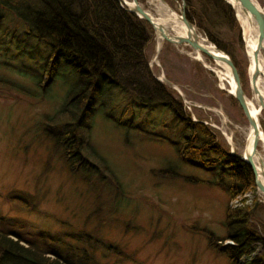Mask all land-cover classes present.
<instances>
[{
	"label": "rangeland",
	"instance_id": "rangeland-1",
	"mask_svg": "<svg viewBox=\"0 0 264 264\" xmlns=\"http://www.w3.org/2000/svg\"><path fill=\"white\" fill-rule=\"evenodd\" d=\"M117 1L131 3V0ZM163 1L178 14L179 2ZM255 1L263 9V1ZM136 2L155 14L147 0ZM205 17L214 35L232 47L243 72L241 89L245 99L253 101L246 41L235 14L238 33L226 21H216L211 11ZM194 29L205 39L202 31ZM12 30L10 25L0 27V228L29 238L39 236L50 245L61 243L65 234L85 235L81 243L86 250L94 248L93 257L99 264H229L224 253L207 248L205 237L198 232H211L218 245H230V241H219L223 235L221 222L227 206L231 209L238 206L233 207L234 200H228L214 187L185 182L181 176L201 178V175L176 166L174 153L162 138H157L160 143L141 139L140 127L168 135L160 127L152 129L143 123V116L134 124L136 129L127 128L126 139L101 116L95 115L93 119L90 144L116 174L120 191L107 180L99 182V177L94 176L91 183L97 190L92 193L69 176L57 159V150L43 133L47 128L43 118L57 110L73 76L68 77L65 72L44 91L38 88L34 80L43 84L46 77L41 67L47 56L45 49L39 46L37 51L28 52L35 42L27 41L21 29L11 39ZM152 36L145 48L151 75L158 80L162 75L174 85L181 96L174 92L190 118L210 126L228 149L240 157L249 126L228 91L219 87L217 73L225 70L205 56H202L204 64L197 61L194 51L186 45L163 42L155 56L157 40ZM260 54L264 59V54ZM154 116L149 114L148 121L153 122ZM263 117L262 112L258 118L262 132ZM260 148L257 145V150ZM162 170L168 173L176 170L179 176H170ZM249 192L252 202L246 207H264V196L255 197V188ZM24 194L35 200L34 213L12 203V198ZM238 197L242 200V196ZM262 211H256L255 217L264 226ZM115 248L128 259L117 261L120 257L113 251ZM255 252L264 255V244ZM243 261L240 258L238 263Z\"/></svg>",
	"mask_w": 264,
	"mask_h": 264
},
{
	"label": "trees",
	"instance_id": "trees-1",
	"mask_svg": "<svg viewBox=\"0 0 264 264\" xmlns=\"http://www.w3.org/2000/svg\"><path fill=\"white\" fill-rule=\"evenodd\" d=\"M176 1L184 3L186 20L229 57L241 83L243 72L232 47L218 39L205 20L211 11L216 21H226L238 33L235 12L223 0ZM3 25L12 26L11 39L21 29L27 41L35 42L28 52L44 47L47 56L41 67L46 77L43 84L34 80L38 88L44 91L65 72L73 76L57 110L43 118L47 127L43 133L57 150V159L65 171L87 191L97 190L91 183L94 176L120 191L116 174L90 144L95 115L119 129L125 139L127 128L136 129L134 124L142 116L143 123L152 129L157 126L166 130L168 135L139 128L143 141L160 143L157 138H162L173 151L176 166L201 175L181 176L185 182L214 187L228 200L254 191L251 169L229 154L218 133L201 121H191L174 90L151 75L145 48L152 41V29L120 7L117 0H0V27ZM149 114H155L153 122L148 121ZM169 171L162 173L179 176L176 170ZM12 199L16 208L36 211V202L29 195ZM252 207L225 208L219 241H230V245H218L211 232H198L205 237L207 248L224 253L229 264H239L240 258H244L242 264H264V255L255 252L264 244V226L255 213L264 211V207ZM65 237L61 243L50 245L39 236L29 238L0 228V264H99L93 257L94 248L86 250L81 243L85 235ZM113 251L120 257L117 261L128 259L117 248Z\"/></svg>",
	"mask_w": 264,
	"mask_h": 264
},
{
	"label": "water",
	"instance_id": "water-1",
	"mask_svg": "<svg viewBox=\"0 0 264 264\" xmlns=\"http://www.w3.org/2000/svg\"><path fill=\"white\" fill-rule=\"evenodd\" d=\"M160 1L166 5V3L163 0H160ZM233 1L238 4L239 8L241 9L243 13L249 16V18L254 22L255 28H256V44L252 52V57L254 60V67H253V72L250 74V76H248L250 89L252 93L256 94L257 90L254 87V83L257 77L259 76L256 57L259 53L264 54V0H262L263 9L259 7V5L257 4L255 0H233ZM224 2L227 5H229L230 8L233 10V7L231 4H229L226 0H224ZM131 3H132V6H128L127 4H124V3L122 4L125 6L126 11L134 14L137 18L142 19L145 22H147L149 26L151 27L152 32L155 37L154 28L152 26L153 20L151 19V17L145 12L143 8H141L137 4L136 0H131ZM176 15L185 28V31H186L185 35L176 36V37H173L172 39L170 38L165 39V37L162 34H160V36L166 40L165 42H168L173 45H186L192 51L196 52L197 54L203 55L212 61H218L222 65L225 66L226 71L228 72L229 78L233 84V91L231 94H229L226 92V90H223V89L221 90L225 91L230 97H232L235 100L238 108L240 109L244 119L247 122V125L253 131V142L251 144L250 154L243 153V156L241 155L240 157L238 156L237 157L239 160L244 162L251 169L255 191L264 196V185L257 178L256 170L252 162V154L255 153L256 147L258 145V138H257L258 125H257L256 120L251 116L247 108V104L245 102V96L240 86L237 71L235 67L233 66L231 60L226 54H224L223 52L215 48L214 45L210 44L206 39L201 38L199 34L195 32L193 25L189 23L184 16V3L182 1L179 3L178 14ZM159 30H161V28ZM199 40L205 41L206 44L201 43V41ZM154 51H155V56H156L159 49H155ZM160 77L161 78L159 80L157 78L155 79H157L159 83L167 84L171 86L172 90H174L179 96H181L177 88L174 87V85H172L169 81L164 79L162 75ZM257 103H258L259 108L264 112V101L261 97H258ZM229 150H230L229 154L234 155L232 149H229ZM260 176H262L264 179L263 173H261Z\"/></svg>",
	"mask_w": 264,
	"mask_h": 264
},
{
	"label": "bare ground",
	"instance_id": "bare-ground-1",
	"mask_svg": "<svg viewBox=\"0 0 264 264\" xmlns=\"http://www.w3.org/2000/svg\"><path fill=\"white\" fill-rule=\"evenodd\" d=\"M229 4L232 5L233 10L235 12V17L243 30L244 38L246 41V51L247 56L249 59V66H248V76L253 72L254 67V60L252 57V52L254 50L256 44V28L254 22L249 18V16L241 11L238 4L233 0H226ZM148 4L152 6L153 12L155 13L152 15L149 11L145 12L151 17L153 20L152 26L154 28V33L156 36V49H159L165 39H172L176 36H184L186 31L183 24L177 18L176 13H174L171 9H169L165 4H163L160 0H147ZM128 6H132V3L125 2ZM254 26V32H252ZM161 28V30H159ZM160 34H162L165 39H163ZM201 41V40H199ZM201 43L206 44L205 41H201ZM195 59L204 64V59L202 55L197 54L194 52ZM257 61V69L259 71V76L255 80L254 87L257 90V93H253V101L245 99L247 104V108L251 114V116L256 120L258 125V146L261 148L259 150H255V153L252 154V162L254 164L257 178L261 181L264 185V179L260 176L261 173L264 175V132L260 130L258 118L262 116V110L258 106V97H261L264 101V59L261 57L259 53L256 57ZM217 64L221 65V68L225 70L224 73L218 74L219 80V87L223 90L228 91L229 94L233 91V84L229 78L228 72L224 65L220 62L215 61ZM264 113V112H263ZM264 122V117L262 118ZM253 142V131L249 127V131L247 134L246 145L244 149V154H250L251 152V144ZM243 156V153H242Z\"/></svg>",
	"mask_w": 264,
	"mask_h": 264
},
{
	"label": "built area",
	"instance_id": "built-area-1",
	"mask_svg": "<svg viewBox=\"0 0 264 264\" xmlns=\"http://www.w3.org/2000/svg\"><path fill=\"white\" fill-rule=\"evenodd\" d=\"M124 3H125V1H124ZM203 124H206V123H204L203 122ZM210 127V126H209ZM250 194H251V192H247V193H245V194H243L242 195V200L241 199H238V198H240V197H238V196H236L235 198H233L232 200H234V204H233V207H236V206H250L251 205V200H252V198H251V196H250ZM255 197H261L262 195L260 194V193H258V192H254V194H253ZM231 200V201H232ZM237 200V201H236Z\"/></svg>",
	"mask_w": 264,
	"mask_h": 264
}]
</instances>
